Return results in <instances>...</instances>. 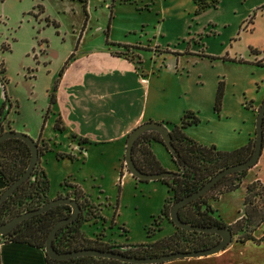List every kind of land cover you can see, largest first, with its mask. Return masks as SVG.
Masks as SVG:
<instances>
[{
    "label": "rangeland",
    "instance_id": "rangeland-1",
    "mask_svg": "<svg viewBox=\"0 0 264 264\" xmlns=\"http://www.w3.org/2000/svg\"><path fill=\"white\" fill-rule=\"evenodd\" d=\"M55 1L0 0V63L6 78L3 90L0 86V112L11 129L34 139L39 132L51 136L50 122L44 125L42 117L47 91L64 58L70 51H78V33L87 14L78 0H57V5ZM106 1L107 5L111 2ZM94 2L83 31L87 45L129 47L127 53L132 50L135 61L139 55L138 64L146 75L153 71L149 77L153 85H158L156 98L182 102L184 110L197 113L199 121L184 127V134L223 150L246 142L264 97V60L262 64L254 60L264 56V0H218L216 6L198 13H194L192 0H113L108 8ZM107 36L121 46L105 41ZM219 81L221 96L215 110ZM3 91L7 100L2 105ZM65 135L54 138L52 150L41 155L48 178L47 196L64 193L60 182L65 177L79 184L100 208V216L81 225L88 237L95 238L101 232V241L124 247L169 234L173 224L165 219L159 230L146 234L145 226L158 212L166 188L152 179L133 180L118 160L122 144L118 148L114 142L86 144L80 152ZM155 147L157 155L152 150ZM150 149L157 159L161 158L159 163L173 170L174 164L161 143L150 142ZM57 150L71 157H56ZM258 166L264 181V158ZM253 170L245 179L251 178ZM228 192L215 189L210 193L213 198L219 194L222 198L210 202L225 218L236 217L241 213L243 189ZM263 232L264 219L253 235L258 237ZM257 247L261 249L257 251L259 256L255 252L253 257L264 263V240Z\"/></svg>",
    "mask_w": 264,
    "mask_h": 264
},
{
    "label": "trees",
    "instance_id": "trees-1",
    "mask_svg": "<svg viewBox=\"0 0 264 264\" xmlns=\"http://www.w3.org/2000/svg\"><path fill=\"white\" fill-rule=\"evenodd\" d=\"M192 2L194 4V13H198L207 6H216L218 0H192ZM262 7H264V5ZM72 53L71 51L63 61L58 69L57 76L61 74L63 67L68 62ZM255 62L257 64H262L261 59L255 60ZM3 71L4 68L0 63V82L2 84H4L6 80ZM56 80L57 79L54 80L51 88L47 91L48 104L45 108V112L48 110V106L55 101ZM220 96L221 85L219 81L214 95L215 110L218 109ZM5 100H7L6 95L2 101V105ZM44 113L42 116L43 120ZM198 121L199 117L197 113L190 109L182 111L178 118V123L169 120L163 121L168 129L175 154H172L166 149L156 130L151 129L143 131L132 143L131 157L139 170L143 172H158L164 170L150 149L151 141L161 143L167 150L174 164V169L171 170V174L157 178V180L165 184L167 196L163 199L158 212L150 216V222L145 226L146 234L149 236L152 235L155 230L160 229L161 220L165 219L172 223L168 218V211L174 200L196 189L218 169L246 158L252 151L254 133L244 144L229 150L219 149L214 144H202L184 134L182 131L184 127L195 124ZM58 122L59 119L56 117L53 128L62 129V127L58 125ZM3 130V117L0 112V132ZM262 134L264 140V115L262 120ZM71 138H76L79 143L88 141L85 137H75L74 134H71ZM35 141L37 143L38 156L48 150V143L46 141L39 139L38 136L35 138ZM55 155L58 157H71L70 154L60 152H56ZM29 157L30 149L21 138L6 137L0 140V179L3 183V187L0 191L21 174ZM248 168L249 167L242 168L223 175L200 196L190 199L180 205L177 210L179 218L191 224L227 225L232 232V238L239 242L247 239L258 242L264 239V234L258 237L253 235L255 227L264 219V182L256 178L244 185L241 213L237 215L232 222L226 223L210 203V199H214V196L210 194L212 191L215 189L220 192L234 190L239 186L241 178ZM135 178L139 181L144 180L137 177ZM60 184L68 188L64 194L69 195L78 202L80 211L75 218L60 225L56 229L52 238V246L57 251L93 247L97 249L118 250L125 254L135 256H148L174 250L207 247L219 239V235L213 231L185 229L173 223L174 230L170 234L151 241L125 244L124 247L115 242L108 243L101 241L100 238L103 236L101 232L96 233L95 238L88 237L81 230V225L90 218L99 216L97 208L88 202L82 190L76 184L69 182L67 177L63 178ZM47 190L48 178L43 168L39 165L37 158L28 177L21 181L0 203V222L19 212L39 206L48 199ZM69 211L70 206L67 203L54 204L44 211L33 213L22 218L12 228L1 233L0 240L22 242L43 250L44 240L52 223L58 218L66 216ZM43 254L45 264H133L117 258L101 255L83 254L56 258L50 257L44 250Z\"/></svg>",
    "mask_w": 264,
    "mask_h": 264
},
{
    "label": "crops",
    "instance_id": "crops-1",
    "mask_svg": "<svg viewBox=\"0 0 264 264\" xmlns=\"http://www.w3.org/2000/svg\"><path fill=\"white\" fill-rule=\"evenodd\" d=\"M78 1L87 11V14L82 20V28L78 33V44H76L78 51L76 53L72 51L73 53L63 67L61 74L56 77L55 101L48 106V110L44 113V125L47 120L50 122L49 124L52 130L51 136H44L41 132H39L37 136L39 139L48 143V150L46 151L52 150L51 144H54V138L61 134H66L65 136L68 141L71 144H74L75 148L80 152H84V148H82L83 145L109 142H114L117 148L118 145L120 146L122 144L124 151L126 134L133 126L144 120H157L162 122L164 120H169L175 122L184 110L183 103L163 102L156 98V87L158 85H153L152 80L149 77L150 75L152 76L153 71H150V75H146V70L138 64L141 62L140 56L137 55L135 61L131 56L134 52L131 50L130 55L127 53V51L130 50L129 47L124 49H120L121 47L112 48L111 46H105L104 43L96 46L87 45L84 36L85 32L83 33V31L85 23L89 17L88 12L90 7L95 6L96 4L94 0ZM98 2H101L102 6H106L107 8L108 6H111V3L113 5V0H111L109 5L106 4V0H97V3ZM54 3L57 5L59 1L56 0ZM37 4L40 6V3ZM42 9V14H45V5ZM111 13L112 8L110 10V17ZM105 41L111 42L110 44L121 46L120 42L110 39L109 36H107ZM79 47H81L80 50ZM259 59H261V62L263 63L264 56L254 60ZM52 76L53 75H51V77ZM160 89L162 88L160 87ZM47 104L46 95L45 108ZM56 117H58V125H60L62 129L53 128V123ZM4 122L3 119V123ZM7 128L11 129L6 123L4 129ZM253 133L254 130L247 136V139L251 137ZM71 134H74L75 137H85L88 141L79 143L76 138H71ZM51 138H53V141H50ZM152 150L155 155H157L156 153H159L156 147L155 149L152 148ZM57 152L63 153V151L60 150H57ZM42 154L38 156L39 165L41 167L40 160ZM262 158H264V140L257 161L247 169L246 173L241 178L238 187H241L244 190V185L250 180L256 178L259 181L264 182L259 177L260 166H258L260 159ZM158 159L160 161L161 158ZM118 160L120 166H122V164L124 165L123 153ZM162 165L161 166L164 169L168 168L165 164ZM251 168H254L251 178L245 179L246 174L250 172ZM125 171L130 174L126 168ZM130 176L133 180L140 182L133 177V175L130 174ZM152 180L165 186L160 180ZM68 181L76 184L82 190L83 195L88 202L97 208V212L100 216L99 204L88 199L85 194L86 192L79 184L72 182L70 179H68ZM143 181L145 182L146 180ZM2 187L3 183L0 179V189ZM64 188L65 193L68 188L63 186V189ZM230 191L228 193H230ZM64 193L57 191L55 195ZM166 196L167 190L164 198ZM220 198H222V194H219L218 198L213 200H216L217 202ZM211 205L217 210L226 223L232 222L236 218H225L219 208L216 207V204L211 203ZM173 230L174 227H172L169 234L173 232ZM262 234H264V232ZM262 240L254 242L247 239L239 242L231 239V241H229L222 249L214 253L173 258L157 264H231L232 260H236L237 264H264L261 263L263 261L261 259L258 260V257L255 255V258L253 257L255 252L257 256H259L257 251H260L261 249L257 246ZM248 253H251V256H247ZM0 264H45L43 250L22 242L0 240Z\"/></svg>",
    "mask_w": 264,
    "mask_h": 264
},
{
    "label": "water",
    "instance_id": "water-1",
    "mask_svg": "<svg viewBox=\"0 0 264 264\" xmlns=\"http://www.w3.org/2000/svg\"><path fill=\"white\" fill-rule=\"evenodd\" d=\"M0 86L3 90V84L0 82ZM5 97V93L3 91V99ZM264 115V97L259 104L256 116H255V124H254V135H253V147L251 153L244 159L228 164L220 169H218L215 173H213L209 178H207L200 186H198L193 191L179 197L178 199L174 200L169 208L168 211V218L174 225L180 226L185 229H195V230H203V231H213L219 235V239L214 242L213 244L196 249H188V250H174L169 252H163L156 255H148V256H135L125 254L122 251L112 250V249H97L93 247H85V248H78L69 251H57L52 246V238L55 234L56 229L72 220L76 217V215L80 211V206L78 202L70 197L69 195H57L52 198H48L46 201L41 203L39 206L28 209L22 212H19L8 219L0 222V234L12 228L18 221L22 218H25L33 213L41 212L46 210L48 207L57 204V203H67L70 206L69 213L64 216L60 217L55 220L51 227L49 228L47 235L44 240L43 250L46 252L47 255L50 257L56 258H65L69 256L75 255H83V254H91V255H101L106 257H113L120 259L122 261L131 262L133 264H147V263H160L165 260L173 259V258H181V257H190V256H198V255H206L210 253H214L220 249H222L229 241L232 239V232L227 225L224 226H215V225H199V224H191L181 220L178 216L177 210L180 205L185 203L186 201L193 199L195 197L200 196L202 193L207 191L220 177L230 172L247 168L253 165L260 153L263 143V134H262V120ZM156 130L158 131L162 143L166 147L168 151L172 154H175L174 146L171 143L170 135L166 125L162 121L157 120H144L133 126L126 134L125 143H124V151H123V161L126 170L139 179L149 180V179H157L161 177H165L171 174V170H161L158 172H143L139 170L131 157V147L132 143L135 138L145 130ZM6 137H19L25 141L27 146L30 149V157L28 162L21 172L19 176L14 178L8 185H6L0 191V203L5 199V197L24 179H26L33 168L36 160L38 158L37 154V143L34 138L30 137L28 134L13 130L10 128L4 129L0 132V140Z\"/></svg>",
    "mask_w": 264,
    "mask_h": 264
}]
</instances>
